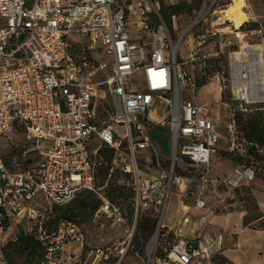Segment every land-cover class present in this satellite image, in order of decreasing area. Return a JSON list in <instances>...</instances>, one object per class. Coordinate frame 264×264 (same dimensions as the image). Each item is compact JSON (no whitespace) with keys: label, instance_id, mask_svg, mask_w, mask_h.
Here are the masks:
<instances>
[{"label":"built area","instance_id":"built-area-1","mask_svg":"<svg viewBox=\"0 0 264 264\" xmlns=\"http://www.w3.org/2000/svg\"><path fill=\"white\" fill-rule=\"evenodd\" d=\"M209 1L203 0L191 27L212 11L216 0ZM150 14L159 19L155 28ZM135 17L139 32L151 40H133ZM178 46L161 15V0H0V137L14 143L13 134L23 136L36 158L26 169H11L0 146V264H11L5 249L11 224L18 217L37 218L31 202L39 193L65 206L90 190L102 200L97 213L122 216L97 186L95 156L103 146L113 149L110 174L131 175L136 215L151 210L160 217L148 264H215V243L205 236H177L164 257L157 255L172 193L198 183L197 204L205 207L201 195L223 139L209 103L182 99V89L196 91L197 82L184 72ZM157 99L169 111L158 121L171 130L167 163L149 134ZM227 127L235 144V112ZM179 156L201 172H181ZM255 178V168L244 166L224 182L236 189ZM127 232L120 243L123 254L135 226ZM70 236L63 227L42 235L47 256L41 264H62Z\"/></svg>","mask_w":264,"mask_h":264},{"label":"rangeland","instance_id":"rangeland-1","mask_svg":"<svg viewBox=\"0 0 264 264\" xmlns=\"http://www.w3.org/2000/svg\"><path fill=\"white\" fill-rule=\"evenodd\" d=\"M196 1L161 0V3L163 2L166 7H180L176 18L177 27H174L173 31L170 29V32L174 44L177 46L179 44L180 61L185 62L182 65L184 72L194 79L198 77L207 79V84L202 88L197 86L196 91L182 89V99L191 97L201 104L209 103L212 109L211 117L221 129L223 139L213 154L211 179L204 186L201 195L206 202L205 207L197 204L198 183L187 191L178 190L172 193L162 224L163 229L170 231L172 238L199 237L210 227L218 225L221 218L229 214L234 215L235 212L239 213L236 215L244 217L246 226L264 228V148L259 149L260 156H257L252 152V145L242 137L239 130L233 144L227 127L234 112L241 110L249 113L252 109H264L263 31L250 30L249 25L242 29L246 22L251 21L264 25V0H242V9L245 13L240 17L242 25L239 28L233 25L234 20L230 11L235 0H216L212 11L191 27L203 5L202 0L200 8H196ZM211 1L213 0L209 1L210 4ZM131 22L133 40L138 43L146 40V35L139 32L138 18H132ZM148 40H151V37L145 42ZM237 86L243 87L245 91L242 93L236 91ZM245 93L248 97L243 96ZM165 109V103L157 99L149 116L152 120L151 128L161 129L156 140L160 153L163 158H169L172 153L170 126L168 124L161 126L158 122L168 115L169 111ZM13 137L17 139L14 143L8 142V136L0 137L3 153L13 167L27 168L30 166L27 161L35 159V152L29 151L31 146L25 142L23 136L13 134ZM12 149H15L13 154ZM226 152L232 155L228 156ZM177 162L178 169L183 173L198 175L202 170L187 157L179 156ZM251 163L257 169L253 181L245 182L236 189L224 182L235 169L250 166ZM141 166L147 169L146 164L142 163ZM127 182L126 175L115 170L101 186L102 192L108 197L107 192L111 189L112 183L127 185ZM100 184L99 179L97 186ZM128 190L127 185L125 192H129ZM112 202L122 213L119 219L107 212H96L87 220L79 217L64 220L59 218L55 209L56 204L49 201L43 193H39L31 202V207L37 210V218L25 217L20 220L18 217L7 230L8 242L15 240L20 230L42 237L53 235L63 227L73 236L63 244L60 256L62 264H148L149 253L156 242L154 234L145 241L143 235L138 233L139 220L143 214L153 215L160 220L158 213L149 210L137 216L131 198H120ZM134 226L131 244L123 254L120 243L129 237L127 230ZM136 235H139L138 239ZM219 236L213 232L211 238L216 240ZM157 255L159 256V253ZM218 260L216 257L217 263ZM14 264L27 262L21 257L16 258Z\"/></svg>","mask_w":264,"mask_h":264},{"label":"trees","instance_id":"trees-1","mask_svg":"<svg viewBox=\"0 0 264 264\" xmlns=\"http://www.w3.org/2000/svg\"><path fill=\"white\" fill-rule=\"evenodd\" d=\"M201 4H202V0H197L195 7L200 8ZM179 9L180 7L177 6L166 7L163 4V2L161 3V15L168 24L169 28L172 29V31L174 29L173 17L174 16L177 17V14L180 11ZM149 20L152 28H155L159 23V19L153 14H150ZM245 25H249L250 30L263 31V36H264V25H262L261 23L256 21L246 22L243 25L242 29H244ZM195 80L199 88H202L207 84L206 78L198 77L195 78ZM235 120L237 125V132L239 130L242 134V137H244L246 141L252 145V150H253L252 152H254L257 156H260L258 151L259 149L264 148V109H259V108L252 109L249 113L240 110L238 112H235ZM160 130L161 129L158 128H150L149 134L155 140H157V135ZM14 152L15 149H12V154ZM226 154L228 156L232 155L229 152H226ZM95 157L97 159V163H96L97 181L99 179L101 180V184L98 187H101L105 184L110 174V168H111L110 163L113 158V149L107 146H103ZM183 157H187V156H183ZM4 158L6 164L11 169H17L9 163V160L6 158L5 155ZM260 159L263 160L261 157ZM164 160H166L167 163L170 160V158L164 157ZM35 162H36V158L33 161L32 160L27 161V163H29L30 165H32ZM190 162L192 161L190 160ZM249 165L253 166L257 171L254 164L251 163ZM124 174L126 175L129 182L131 179L130 178L131 175L127 173ZM128 182L127 185L129 192H125L127 185H118V184L114 185L112 183L111 189L107 192L108 197L112 201H118V199L120 198L123 199L131 198L133 204L134 190L132 186L128 184ZM101 203L102 200L101 198H99L96 192L90 190H83L80 192L78 197L73 202H71L68 205H65L64 209L60 205H55L56 206L55 209L60 219L70 220V219H77L79 217L84 220H87L93 215H95V213L100 208ZM157 219L158 217L155 218V216L153 215L143 214L141 216L139 220L138 233H141L143 235L145 241H148L151 238V236L155 233L158 222ZM138 238L139 235L137 236L136 239ZM175 239L176 238L171 237V233L169 230H167L166 228L162 229L158 243V253L160 257H164L166 255L167 251L174 243ZM5 249L11 264H14V260L16 258H21V257L25 258L27 264H41L47 256L45 241L41 240L40 237H36L32 234L25 232L24 230L19 231L18 236L15 240L7 242L5 245ZM218 258L220 259L218 260L219 264H226L225 261L221 260L220 257Z\"/></svg>","mask_w":264,"mask_h":264},{"label":"crops","instance_id":"crops-1","mask_svg":"<svg viewBox=\"0 0 264 264\" xmlns=\"http://www.w3.org/2000/svg\"><path fill=\"white\" fill-rule=\"evenodd\" d=\"M236 214L239 213L221 218L218 225L210 227L199 237L205 236L214 241L215 264H219L216 257H220L226 264H264V228L246 226L244 217ZM213 232L220 235L218 239L211 238Z\"/></svg>","mask_w":264,"mask_h":264},{"label":"bare ground","instance_id":"bare-ground-1","mask_svg":"<svg viewBox=\"0 0 264 264\" xmlns=\"http://www.w3.org/2000/svg\"><path fill=\"white\" fill-rule=\"evenodd\" d=\"M241 2H242V0H235L234 4L232 5V9L230 10L231 13H232V16H233V20H234L233 23H234V26L236 28H239L242 25L240 17L242 15H244V13H245V11L242 9V3ZM236 91L242 93V92L245 91V89L243 87H241V86H237L236 87ZM243 96L248 97V95H246V93L243 94Z\"/></svg>","mask_w":264,"mask_h":264}]
</instances>
